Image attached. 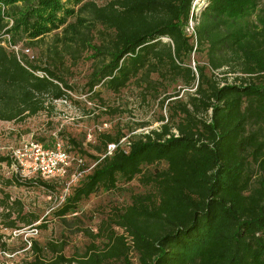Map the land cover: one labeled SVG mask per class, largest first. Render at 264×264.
Instances as JSON below:
<instances>
[{
    "label": "trees",
    "instance_id": "16d2710c",
    "mask_svg": "<svg viewBox=\"0 0 264 264\" xmlns=\"http://www.w3.org/2000/svg\"><path fill=\"white\" fill-rule=\"evenodd\" d=\"M193 1L0 0V121L72 100L75 87L60 71L86 60L85 85L101 105L100 88L117 94L130 84L143 99L163 95L161 107L168 100L158 128L126 137V148L125 134L100 132L90 168L72 156L83 173L54 213L68 225L83 199L136 177L146 191L95 231L78 228L90 240L82 252L66 256L65 242L33 241L22 264H264V0H206L195 13ZM190 18L194 35L185 31ZM49 34L47 65L35 64L22 50ZM196 54L205 60L193 66ZM41 179L1 182L0 230L39 227L3 186L51 187Z\"/></svg>",
    "mask_w": 264,
    "mask_h": 264
},
{
    "label": "rangeland",
    "instance_id": "374dc122",
    "mask_svg": "<svg viewBox=\"0 0 264 264\" xmlns=\"http://www.w3.org/2000/svg\"><path fill=\"white\" fill-rule=\"evenodd\" d=\"M91 1L97 5H104L110 0ZM205 3L206 0H194L191 6L192 11L197 12ZM4 10V6H1V12ZM44 38V42L30 47L29 51L31 60L41 66L47 65L43 51L51 42V34ZM193 60L203 63L205 59L202 54H196L192 55L191 63ZM66 66H70L69 63ZM60 72L64 79L75 87V91L68 92L72 100L54 101L52 109L39 112L22 121H0V160L3 157L8 158V161H0V184L3 185L1 182L7 178L15 182H17L16 178L21 181L35 179L20 176L10 165L11 150L22 142L40 141L41 138L48 141H60L64 150L70 152V157L80 156L85 161V168L81 167L85 171L88 169L86 166H91L94 162L90 155H98L95 151V138L100 132L125 134L120 144L126 148V137L158 128L161 124V115H166L165 105L168 100L162 107L158 102L163 95L158 99L150 97L143 99V94L139 93V89L134 84H130L117 94L100 88L104 105L96 99H91V92L85 85L90 73V61L88 60L80 61L76 66ZM168 89L170 92L172 86ZM113 108L116 109V113H111ZM69 138H73L77 145H72ZM156 166L163 168L164 164ZM68 171L69 174H67ZM79 171V162L73 160L63 176L41 179L51 187L39 184L3 186L11 200L18 199L24 210L34 212L38 216L34 225L39 227L26 226L18 230L2 228L0 232L4 234L6 249L0 250V264H22L31 260L33 241L39 245H44L48 241L65 242L63 252L66 256L82 252L90 240L82 232L77 231L78 228H89L95 231L100 220L107 217L112 210L128 205L133 194L146 191L138 177L129 182H119L115 190H99L83 199L76 211L66 216L67 225L56 217L54 212L66 198L63 191L65 183L69 181L72 173ZM119 232L122 233V230ZM134 263L136 264V258H134Z\"/></svg>",
    "mask_w": 264,
    "mask_h": 264
},
{
    "label": "built area",
    "instance_id": "2783aa9c",
    "mask_svg": "<svg viewBox=\"0 0 264 264\" xmlns=\"http://www.w3.org/2000/svg\"><path fill=\"white\" fill-rule=\"evenodd\" d=\"M197 21L190 18L185 31L188 35H194V28ZM18 55V46H10ZM29 53L28 49L22 50ZM19 58V55H18ZM194 66V63H193ZM30 70V69H29ZM31 71V70H30ZM36 76L47 77L42 71H32ZM114 145H109L110 152ZM10 165L20 176L26 178H56L66 173V170L72 160L70 155L63 149L60 142H56L52 147H45L37 141H25L13 148L9 154ZM83 171L72 173L69 181L65 183L63 189L66 196L70 186L73 185Z\"/></svg>",
    "mask_w": 264,
    "mask_h": 264
}]
</instances>
